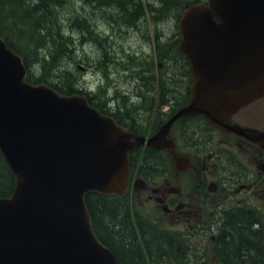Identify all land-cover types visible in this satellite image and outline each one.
Here are the masks:
<instances>
[{"label":"water","instance_id":"water-1","mask_svg":"<svg viewBox=\"0 0 264 264\" xmlns=\"http://www.w3.org/2000/svg\"><path fill=\"white\" fill-rule=\"evenodd\" d=\"M178 49L187 57L189 99L145 138L128 132L80 94L25 80L18 54L0 36V151L15 175L0 197V264H116L95 236L84 194L121 195L128 152L174 147L179 117L202 113L247 136L231 115L264 94V0H208L186 6ZM250 136V135H249ZM183 168L187 158L173 152Z\"/></svg>","mask_w":264,"mask_h":264},{"label":"trees","instance_id":"trees-1","mask_svg":"<svg viewBox=\"0 0 264 264\" xmlns=\"http://www.w3.org/2000/svg\"><path fill=\"white\" fill-rule=\"evenodd\" d=\"M74 1L0 0V35L7 46L21 55L29 82L48 84L64 94H84L90 104L121 122L118 113L102 109L97 101L100 98L95 96L99 94L90 96L82 84L81 66H88L90 58L83 53L77 56L79 38L76 40L71 31L81 32V44L91 38L103 49L98 66H114L118 70L123 65L126 68L122 69L129 71L136 67L134 62L143 61V55L125 53L128 48L111 40L112 34L100 39L90 23V6L106 15L104 18L111 23L114 33H121L125 26H137L149 15L152 20H159L174 11L178 17L184 4L179 0H157L155 6L141 0H78L83 5L77 7ZM175 34L179 36L178 31ZM176 41L177 38L156 42V58L174 60L179 62V69H186L188 61L178 51ZM161 97L160 107L167 102L164 93ZM147 165L153 169L160 167L156 159ZM13 186L14 175L0 152V197L9 195ZM84 200L95 234L115 254L117 264H208L188 235L167 229L137 211L132 213L125 197L88 192ZM231 232L237 234L242 253L234 247ZM214 252L222 264H264V232L251 224L221 226Z\"/></svg>","mask_w":264,"mask_h":264},{"label":"flooded vegetation","instance_id":"flooded-vegetation-1","mask_svg":"<svg viewBox=\"0 0 264 264\" xmlns=\"http://www.w3.org/2000/svg\"><path fill=\"white\" fill-rule=\"evenodd\" d=\"M186 73L176 67L174 81L182 84ZM182 97L170 98L161 112L171 115ZM152 100L151 95L138 94V110L147 112ZM136 116L129 120L130 127L143 129L141 114ZM231 121L251 129L252 137L219 130L201 115L185 116L173 124L174 150L190 161L183 170L174 168L170 153L162 156V150L138 147L130 161L129 184L132 198L143 205L137 209L151 205L169 220L170 228L187 227L212 240L220 224H251L264 232V95L240 108ZM151 159L162 165L158 171L147 165ZM234 232V247L242 253Z\"/></svg>","mask_w":264,"mask_h":264},{"label":"rangeland","instance_id":"rangeland-1","mask_svg":"<svg viewBox=\"0 0 264 264\" xmlns=\"http://www.w3.org/2000/svg\"><path fill=\"white\" fill-rule=\"evenodd\" d=\"M143 1L145 4L149 1L152 2V5L155 6L157 3V0H141ZM181 2L183 1H187V0H179ZM78 2V3H77ZM75 6L80 7L81 5H83V2L75 0L74 1ZM90 9H94L92 6H90ZM102 11H104L102 9ZM104 17H106V15L104 13H102L101 11H96V9L93 12L92 15V21L94 23V26H102L104 28H106V30H108V34H112V39L114 40L115 43H119V44H123L126 47L132 46V47H138L139 48V56L143 55V62L146 63V66H148V64L150 63V65H154V69H156V73L162 74L164 75L166 72V69H162V71H160V69L162 68L161 65H163L166 61L162 62L161 65H157L156 62L157 60L155 59L156 55L154 54V48H155V42L156 40L153 38V36L155 35V33H157V41L159 43L165 42L167 40H169V37H173L172 33L174 31H176V17H175V12L171 11L167 18L164 19H159V20H154L151 21L150 20V15L147 17L142 18L137 24L138 27H132L130 28V26H126L125 31H121V33H118V31L116 33H111L109 26H110V22L107 21ZM73 33L74 38L77 40L79 38V41L81 42V38L82 36L80 35L81 32L78 29H73V31H71ZM106 33L102 32L101 37H103ZM107 34V35H108ZM152 36V38H151ZM101 37H99L101 39ZM77 43H80V42ZM78 51L79 54H77V56L82 55H87V54H92L93 59H94V64L98 65V60H96V54L98 53V45L95 43H84V44H78ZM168 60V59H167ZM148 61V63L146 62ZM96 67L92 66L90 68H88L86 70V68L82 69V71H80V76H81V80L83 84H88V86L90 85H96L100 80L101 82V87L102 88H107L109 86H111L110 88V92L112 93V97L113 98L115 95L113 89L115 86H121L122 85V81L120 80V78L118 77V74L116 72V68L114 66H109L108 71H105V68H103V70H99ZM133 71V70H132ZM160 71V72H159ZM162 72V73H161ZM128 73L123 72V70H120V76L121 77H127ZM126 88H128V83H125ZM176 86V84H174ZM136 89V91H135ZM181 89V85L177 86L176 89L174 90V93L180 98L182 96L181 93H179V90ZM139 91V86L136 84H133V92L131 94V97L134 96L135 92ZM110 93V94H111ZM115 100H117L118 103H120L121 101V97H115ZM126 99V98H124ZM140 114H142L143 112L140 111ZM151 117V113H148L146 115H144L143 118V122H145V128H146V132L147 134H151L154 131V124H150L151 119L149 118ZM149 118V119H148ZM147 120V123H146ZM150 120V121H149ZM150 124V125H149ZM160 180V179H158ZM132 206H129L130 210L134 209L136 206H142L143 205H139L138 202H136L135 200L132 202L131 204ZM142 212H146V213H150L153 216H157V218H154L156 221L160 222V224H167L169 223V220L162 216L158 211L155 210L154 207H152L151 205H146L144 208H141ZM191 237V243L193 245L199 246L200 240L196 235H193V233H191L190 235Z\"/></svg>","mask_w":264,"mask_h":264}]
</instances>
